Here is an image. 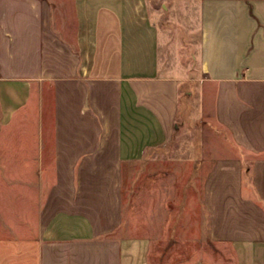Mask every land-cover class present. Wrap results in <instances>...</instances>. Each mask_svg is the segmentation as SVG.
<instances>
[{
	"label": "crops",
	"instance_id": "obj_1",
	"mask_svg": "<svg viewBox=\"0 0 264 264\" xmlns=\"http://www.w3.org/2000/svg\"><path fill=\"white\" fill-rule=\"evenodd\" d=\"M197 5L201 235L264 264V0ZM162 58L148 0H0V264H153L123 186L180 128L186 78Z\"/></svg>",
	"mask_w": 264,
	"mask_h": 264
},
{
	"label": "rangeland",
	"instance_id": "obj_2",
	"mask_svg": "<svg viewBox=\"0 0 264 264\" xmlns=\"http://www.w3.org/2000/svg\"><path fill=\"white\" fill-rule=\"evenodd\" d=\"M198 1L148 0L161 30L163 63L166 68H178L186 78L180 128L174 139L166 147L154 150L144 162L125 168L123 193L128 228L133 233L144 230L152 236L153 264L159 263L163 250L165 264L198 259L226 264L231 260V256L218 253V248L201 235L204 213L200 204L201 180L196 171L198 157L209 147L213 133L207 127L209 112L203 110L198 87L201 42ZM144 217L150 221L146 226Z\"/></svg>",
	"mask_w": 264,
	"mask_h": 264
}]
</instances>
